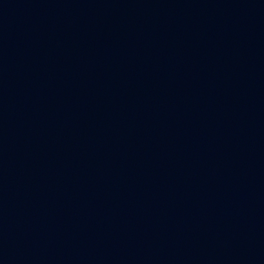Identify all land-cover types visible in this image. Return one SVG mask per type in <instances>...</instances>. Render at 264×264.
<instances>
[{"label":"water","instance_id":"95a60500","mask_svg":"<svg viewBox=\"0 0 264 264\" xmlns=\"http://www.w3.org/2000/svg\"><path fill=\"white\" fill-rule=\"evenodd\" d=\"M0 264H264V0H0Z\"/></svg>","mask_w":264,"mask_h":264}]
</instances>
